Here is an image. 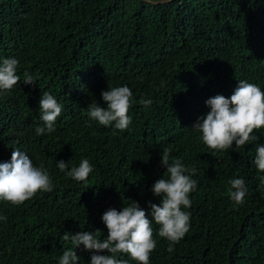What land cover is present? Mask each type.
Here are the masks:
<instances>
[{
  "label": "trees",
  "instance_id": "1",
  "mask_svg": "<svg viewBox=\"0 0 264 264\" xmlns=\"http://www.w3.org/2000/svg\"><path fill=\"white\" fill-rule=\"evenodd\" d=\"M7 58L18 60L20 82L0 93V163L19 148L48 172L53 190L19 206L0 201V264H59L72 247L65 233L100 230L106 239L103 214L133 201L152 219L165 148L170 162L196 169L197 188L182 208L190 229L172 252L153 221L150 264H264V173L254 163L264 129L225 151L209 149L193 129L210 111L206 101L230 98L239 81L264 91V0H0V63ZM109 86L133 93L125 131L88 116L92 102L107 108ZM43 92L62 113L54 132L37 135ZM82 159L93 166L86 182L57 167ZM234 178L247 188L239 205L229 195ZM76 251L79 264H91L93 253Z\"/></svg>",
  "mask_w": 264,
  "mask_h": 264
},
{
  "label": "clouds",
  "instance_id": "2",
  "mask_svg": "<svg viewBox=\"0 0 264 264\" xmlns=\"http://www.w3.org/2000/svg\"><path fill=\"white\" fill-rule=\"evenodd\" d=\"M18 60L7 58L0 63V93L11 91L20 82L17 75ZM25 84H34L30 75L25 73ZM107 108L92 102L87 108L90 119L105 127L114 124L115 129L125 131L131 124L128 115L132 106L133 93L128 86L111 87L101 93ZM144 107L152 104L151 99L139 101ZM40 120L44 126H37V135L45 131H55V123L62 113L57 99L48 92H43L40 99ZM210 111L202 116L193 129L201 133L202 142L211 150L225 151L233 147L241 148L257 139L254 130L264 129V91L259 86L246 81H239L238 87L230 98L216 95L206 101ZM170 149L165 148L161 155L162 166L166 168L164 177L157 180L152 192L161 199L160 205L150 204L152 219L137 202L124 206L122 210L108 209L102 216L107 228L106 239L99 238L100 230L81 231L76 234L65 233L64 241H70L71 248L65 250L59 258V264H79L77 249L83 246L85 251L93 253L91 264H129L128 260L118 259L126 254L136 264H150V255L157 247L154 238L153 221L158 225V235L169 242L168 251L186 235L190 229L191 215L182 208H190V194L196 190L197 182L192 179L196 169L186 167L179 158L170 162ZM255 166L264 173V145L256 148ZM68 164L59 161L61 172L77 182H86L93 172L88 159H82L78 167L68 170ZM264 184V176H259ZM229 195L239 205L247 194L245 181L234 178L228 181ZM53 183L43 166L36 167L30 157L19 148L13 149L11 161L0 163V201L14 206L22 205L38 192H51ZM101 253H107L101 254Z\"/></svg>",
  "mask_w": 264,
  "mask_h": 264
},
{
  "label": "water",
  "instance_id": "3",
  "mask_svg": "<svg viewBox=\"0 0 264 264\" xmlns=\"http://www.w3.org/2000/svg\"><path fill=\"white\" fill-rule=\"evenodd\" d=\"M143 1H146V2H149V3H152V4H160V3L169 2L171 0H143Z\"/></svg>",
  "mask_w": 264,
  "mask_h": 264
}]
</instances>
